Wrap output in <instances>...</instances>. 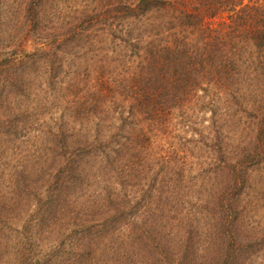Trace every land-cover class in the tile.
I'll list each match as a JSON object with an SVG mask.
<instances>
[{
	"label": "trees",
	"instance_id": "trees-1",
	"mask_svg": "<svg viewBox=\"0 0 264 264\" xmlns=\"http://www.w3.org/2000/svg\"><path fill=\"white\" fill-rule=\"evenodd\" d=\"M0 31V264H264V0H0Z\"/></svg>",
	"mask_w": 264,
	"mask_h": 264
},
{
	"label": "rangeland",
	"instance_id": "rangeland-1",
	"mask_svg": "<svg viewBox=\"0 0 264 264\" xmlns=\"http://www.w3.org/2000/svg\"><path fill=\"white\" fill-rule=\"evenodd\" d=\"M59 4L60 2H62V0H56ZM59 24V23H58ZM55 35V34H54ZM2 38V31H0V41ZM86 54L81 55L78 59L73 60L71 58H65L67 59L68 62L72 63L73 65H75V68H77L80 73H81V82L79 85V88L82 90H86L88 92V88L90 86V82H91V90L95 89V90H100L103 89L105 90L106 88L109 90L107 92V96H103V98L100 97V95L95 96L93 99H96L100 102V104L98 105L99 108L102 109L104 108L107 109L109 105V100H113L114 98L116 99V103L118 105H120L122 103V97L116 95V85L118 84L116 79H110L109 75H108V70L113 69L112 65L107 66L105 69L101 70L98 69L100 68L99 66H97V63L95 62V59L91 58V54L88 51L85 52ZM110 56V53H109ZM97 78V79H96ZM61 93L58 91L56 93V98H54V100L51 99V103H47V106L45 104L44 100H40L39 103L40 105L44 104L45 108L42 109V114L40 116H35L34 121L38 122V121H49L51 118H57L58 120L60 119V115L62 113V107L64 103V99L61 97ZM101 99L104 100V102H101ZM58 107V108H57ZM50 108V109H49ZM110 112V111H108ZM64 113V111H63ZM85 117H88L87 114H84ZM195 116H197L198 118L201 117V113L197 112L195 113ZM114 117V112H110L109 114H105L102 122L104 124H106L108 127H110L111 125H114L115 120L113 119ZM175 128H178V125L175 126ZM31 134H33L35 131H33V129L31 131H29ZM176 136L178 137H184L185 134L182 132H175ZM204 156V155H202ZM204 160L203 157H199L195 162H193V164H198L200 162H202ZM192 168V167H191ZM186 176H192V175H196L198 174V172L196 171L195 168L192 169H188L185 173Z\"/></svg>",
	"mask_w": 264,
	"mask_h": 264
}]
</instances>
